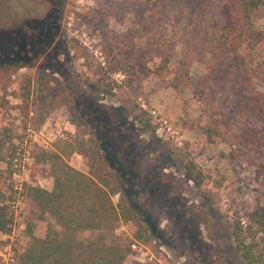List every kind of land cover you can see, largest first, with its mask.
Here are the masks:
<instances>
[{
    "label": "rangeland",
    "instance_id": "rangeland-1",
    "mask_svg": "<svg viewBox=\"0 0 264 264\" xmlns=\"http://www.w3.org/2000/svg\"><path fill=\"white\" fill-rule=\"evenodd\" d=\"M223 3L65 0L63 19L54 27L60 26L56 43L66 47L39 57L27 51L31 35L21 30L28 22L44 28L59 0H0V171L14 200L12 230L0 234V264H17L31 243L27 219L35 207L25 188L53 187L50 166L35 168L37 155L58 140L82 139L100 144L109 169L123 174L122 197L148 229L150 241L127 264H247L232 231L246 210L264 212V118L254 122L245 105L264 93V38L242 51L253 80L250 89L236 88L242 76L239 60L224 45ZM253 21L264 34V6ZM109 53L137 55L151 73L129 85L131 76L110 71ZM24 57L31 66L5 70ZM165 58L168 69L158 71ZM182 60L189 73L177 80ZM42 81L46 90H40ZM92 84L110 85L112 93ZM231 88L242 93L226 98ZM41 97H49L42 100L43 114ZM69 105L84 118L78 127ZM189 161L202 172L204 187L191 180ZM67 162L89 171L79 154ZM113 200L118 203L120 195ZM45 227L38 223L36 231ZM118 234L130 242V225L122 224Z\"/></svg>",
    "mask_w": 264,
    "mask_h": 264
},
{
    "label": "trees",
    "instance_id": "trees-1",
    "mask_svg": "<svg viewBox=\"0 0 264 264\" xmlns=\"http://www.w3.org/2000/svg\"><path fill=\"white\" fill-rule=\"evenodd\" d=\"M63 1L65 0H59V10L44 22V28L37 29L43 22H35L36 26H32L35 27V33H26L31 35L30 40L26 42L30 54H40V57L51 48L60 53L66 47L64 44L61 45V42L56 43L57 29L60 26L58 25L57 29L54 27V21L59 24L63 19ZM263 6L264 0H224L221 8L224 16L221 30L227 54L237 57L240 64L239 73L242 80L235 86L236 88L251 87L253 79L242 51L258 46L264 38L263 32L259 31L253 21L254 13ZM109 56L112 74L120 72L126 77L131 76L132 82L128 83L129 85L141 76H148L151 73L148 63L143 62L137 55L124 59H121L122 55L118 53L113 55L109 53ZM26 59L16 58V61L1 66L5 65V70L11 67L26 68L31 66ZM169 63V58L163 59L157 70L161 72L167 70ZM177 72H179L177 80L179 78L182 80L188 75V61L182 60ZM46 76V70L39 72L40 78ZM41 84L40 90H46L45 83L42 81ZM91 86L106 94H111L113 89L110 85L108 89H103L100 84ZM229 91L230 94L226 98H231L232 93L236 96L242 93V90L237 93L235 88ZM49 97H41L39 114H43L45 110V103L42 100ZM263 101L264 93H257L252 95L247 103L244 102L248 105L249 117L254 122L260 123L264 118ZM69 112L71 122L75 126L84 123V118L76 114L71 105ZM137 120L145 121L141 117H137ZM144 124L148 128H153L148 121ZM102 151L100 144L93 139L58 140L53 150L43 151L37 155L35 168L40 169L43 164L50 166L53 187L51 190L32 185L25 188L26 195L35 208L27 219L26 234L31 243L18 253L17 264H127V261L137 254L138 249L150 241L143 220L122 197L127 184L123 180V174L109 169V160H104ZM74 154L84 158L88 173L68 164L67 159ZM14 158L15 156H12V159ZM8 165L9 168L12 167V162ZM185 168L191 180L198 187H204L203 174L196 164L189 161ZM4 179L0 171V234H8L12 230L9 210L14 202L13 187ZM117 195H120V200L114 203L113 198ZM38 223H46L45 229L36 231ZM122 224L130 225V242H125L118 234ZM261 234L262 236H259ZM232 235L237 252L247 264H264V212L246 210L234 226Z\"/></svg>",
    "mask_w": 264,
    "mask_h": 264
},
{
    "label": "flooded vegetation",
    "instance_id": "flooded-vegetation-1",
    "mask_svg": "<svg viewBox=\"0 0 264 264\" xmlns=\"http://www.w3.org/2000/svg\"><path fill=\"white\" fill-rule=\"evenodd\" d=\"M23 26H25V27H24V29L21 28L22 29L21 32L24 31L25 33H29V31H30V29L32 28L33 25L30 22H28L27 26L26 25H23Z\"/></svg>",
    "mask_w": 264,
    "mask_h": 264
},
{
    "label": "built area",
    "instance_id": "built-area-1",
    "mask_svg": "<svg viewBox=\"0 0 264 264\" xmlns=\"http://www.w3.org/2000/svg\"><path fill=\"white\" fill-rule=\"evenodd\" d=\"M135 247V246H134Z\"/></svg>",
    "mask_w": 264,
    "mask_h": 264
}]
</instances>
